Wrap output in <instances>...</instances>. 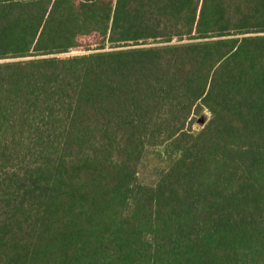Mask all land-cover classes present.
Here are the masks:
<instances>
[{
	"label": "trees",
	"instance_id": "trees-1",
	"mask_svg": "<svg viewBox=\"0 0 264 264\" xmlns=\"http://www.w3.org/2000/svg\"><path fill=\"white\" fill-rule=\"evenodd\" d=\"M0 264H264V0H0Z\"/></svg>",
	"mask_w": 264,
	"mask_h": 264
},
{
	"label": "rangeland",
	"instance_id": "rangeland-1",
	"mask_svg": "<svg viewBox=\"0 0 264 264\" xmlns=\"http://www.w3.org/2000/svg\"><path fill=\"white\" fill-rule=\"evenodd\" d=\"M152 175H153L152 166H150L148 163L145 164L142 167V175H141L143 181L148 182V183L151 182V180L153 179Z\"/></svg>",
	"mask_w": 264,
	"mask_h": 264
},
{
	"label": "water",
	"instance_id": "water-1",
	"mask_svg": "<svg viewBox=\"0 0 264 264\" xmlns=\"http://www.w3.org/2000/svg\"><path fill=\"white\" fill-rule=\"evenodd\" d=\"M202 122H203V120H202V119H200V120H199V123H202Z\"/></svg>",
	"mask_w": 264,
	"mask_h": 264
}]
</instances>
